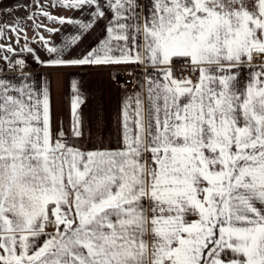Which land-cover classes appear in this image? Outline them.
<instances>
[{
    "label": "snow or ice",
    "instance_id": "obj_1",
    "mask_svg": "<svg viewBox=\"0 0 264 264\" xmlns=\"http://www.w3.org/2000/svg\"><path fill=\"white\" fill-rule=\"evenodd\" d=\"M0 264H264V0H0Z\"/></svg>",
    "mask_w": 264,
    "mask_h": 264
},
{
    "label": "crops",
    "instance_id": "obj_2",
    "mask_svg": "<svg viewBox=\"0 0 264 264\" xmlns=\"http://www.w3.org/2000/svg\"><path fill=\"white\" fill-rule=\"evenodd\" d=\"M64 15H71V12H64ZM19 13H14V16ZM79 15V14H77ZM8 19H12L9 17ZM48 23L47 21H44ZM57 26V25H51ZM103 21H101L95 29L90 33L88 39L76 50L75 54H79L84 48L93 44L103 36ZM47 35V33H44ZM28 35L31 37L33 33L29 30ZM39 47V45H36ZM109 69L95 68H67V69H49L38 68L35 72L39 75L48 74L52 78L53 105L57 119L63 118L65 122L68 119V110L65 105V97L70 95V81L75 78L81 82V90L85 103L82 105V113L88 118L94 116L101 107L116 112L120 97L123 94L122 86H119L115 80L110 77ZM130 87V85H129Z\"/></svg>",
    "mask_w": 264,
    "mask_h": 264
},
{
    "label": "built area",
    "instance_id": "obj_3",
    "mask_svg": "<svg viewBox=\"0 0 264 264\" xmlns=\"http://www.w3.org/2000/svg\"><path fill=\"white\" fill-rule=\"evenodd\" d=\"M37 69L36 65H32V67L29 69V71H35ZM179 71V69H177ZM116 82L119 86H123L125 83L131 84V78H125L124 74L121 72L119 76L116 78Z\"/></svg>",
    "mask_w": 264,
    "mask_h": 264
}]
</instances>
